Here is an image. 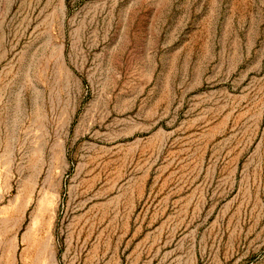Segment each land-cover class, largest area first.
Returning <instances> with one entry per match:
<instances>
[{
  "label": "rangeland",
  "instance_id": "rangeland-1",
  "mask_svg": "<svg viewBox=\"0 0 264 264\" xmlns=\"http://www.w3.org/2000/svg\"><path fill=\"white\" fill-rule=\"evenodd\" d=\"M0 264H264V0H0Z\"/></svg>",
  "mask_w": 264,
  "mask_h": 264
}]
</instances>
